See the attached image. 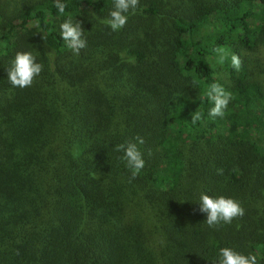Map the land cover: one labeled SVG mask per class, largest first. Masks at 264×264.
Here are the masks:
<instances>
[{
    "label": "trees",
    "instance_id": "obj_1",
    "mask_svg": "<svg viewBox=\"0 0 264 264\" xmlns=\"http://www.w3.org/2000/svg\"><path fill=\"white\" fill-rule=\"evenodd\" d=\"M60 2L0 0V264H213L221 247L264 264V0H139L117 32L113 0ZM18 51L43 65L31 87L8 81ZM213 82L233 94L222 118ZM137 136L132 179L115 145ZM202 192L244 216L210 228Z\"/></svg>",
    "mask_w": 264,
    "mask_h": 264
},
{
    "label": "clouds",
    "instance_id": "obj_2",
    "mask_svg": "<svg viewBox=\"0 0 264 264\" xmlns=\"http://www.w3.org/2000/svg\"><path fill=\"white\" fill-rule=\"evenodd\" d=\"M139 5V0H113V9L108 16L101 20V23L111 29L112 32L121 30L128 21V14L135 15ZM56 7L59 13L64 14L66 4L56 0ZM35 29H40L39 21L32 25ZM60 37L65 41L66 46L74 54L79 55L80 50L87 45L86 39L83 38L84 30L81 23L69 15L60 24ZM218 56V61L223 63L229 58V54L223 47L212 49ZM231 65L237 71L241 67V60L238 55H230ZM8 81L13 88L31 87L35 78L43 71V65L37 62L36 57L31 52L18 51L6 69ZM206 99L213 106L209 109L208 115L211 117H223L228 109L229 103L233 99V94L226 90L220 83H211L201 100ZM202 119L201 112L197 109L191 116V123L195 125ZM142 137H135L132 140L115 145V151L123 153L121 159L126 161V166L131 170V178L134 179L143 169L145 161L138 148V144H143ZM218 174L223 170L218 169ZM199 211L206 214L205 222L210 228H216L221 223L231 224L237 217H243L245 209L240 202L231 197L223 195L212 197L208 194L201 193L199 197ZM213 264H258L257 256L249 253L242 254L230 247H221L218 250V257Z\"/></svg>",
    "mask_w": 264,
    "mask_h": 264
}]
</instances>
